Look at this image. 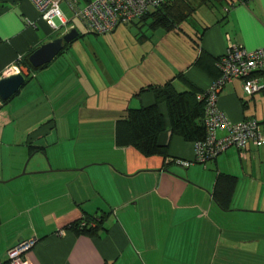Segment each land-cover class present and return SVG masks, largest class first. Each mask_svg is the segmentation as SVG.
<instances>
[{
	"label": "crops",
	"instance_id": "0c3cea01",
	"mask_svg": "<svg viewBox=\"0 0 264 264\" xmlns=\"http://www.w3.org/2000/svg\"><path fill=\"white\" fill-rule=\"evenodd\" d=\"M185 1L195 10L185 20L201 18L196 40L188 37L192 46L176 60L171 46L150 45L146 55L166 51L150 62L158 63V73L135 57L111 70L95 53L90 59L80 46V19L66 2L65 25L53 30L28 0H0V79L14 67L26 74L9 102L0 99V264L9 249L32 238L31 264H202L217 254L219 241L227 256L234 245L250 246L257 232L264 238V145L244 152L231 147L205 165L192 163L194 144L171 133L164 104L165 130L157 141L167 149L165 158L142 156L121 128L128 110L154 104L149 87L171 81L176 92L188 91L180 74L203 92L229 44L264 48V0L211 8ZM87 2L77 0L78 7ZM151 21L128 25L150 27ZM71 29L82 37L45 67L34 71L25 64ZM142 40L141 48L149 39ZM218 107L232 123H264V91L247 96L241 80L222 89ZM101 216L96 235L69 229Z\"/></svg>",
	"mask_w": 264,
	"mask_h": 264
},
{
	"label": "built area",
	"instance_id": "2783aa9c",
	"mask_svg": "<svg viewBox=\"0 0 264 264\" xmlns=\"http://www.w3.org/2000/svg\"><path fill=\"white\" fill-rule=\"evenodd\" d=\"M28 1L35 7L41 20L53 30L65 25L60 4L66 2L90 34L106 35L118 26L128 25L173 0H88L82 8L78 7L77 0ZM216 68L218 76L205 91L197 94V100L204 104L205 137L194 143L195 158L192 163L205 165L231 147L244 152L250 145L256 148L264 145V123L255 120L232 123L218 107L219 94L233 80L242 81V89L247 96L264 91V48L248 51L242 45L229 44L225 54L217 60ZM13 70L19 72L16 67ZM221 131H225L226 135L219 138ZM184 165L188 166L189 163ZM80 227L84 228L86 224L81 223ZM35 242L32 238L9 249L6 253L7 264H31L28 253Z\"/></svg>",
	"mask_w": 264,
	"mask_h": 264
},
{
	"label": "trees",
	"instance_id": "16d2710c",
	"mask_svg": "<svg viewBox=\"0 0 264 264\" xmlns=\"http://www.w3.org/2000/svg\"><path fill=\"white\" fill-rule=\"evenodd\" d=\"M196 1L199 5L209 8L225 5L231 6L233 3L232 0ZM194 11V8L185 0H173L172 2L161 5L154 12L142 16L141 19L146 20L152 18L150 24L151 29L163 28L166 31H170L174 22L185 20ZM72 42L65 44L63 50ZM25 64L34 71L45 67L44 65L39 68H33L28 57L25 58ZM199 64L203 70L209 71L207 67H204L203 63ZM177 79L187 86L188 91L182 93L176 92L171 81H168L161 87H149L154 95V104L140 109L128 110L126 118L121 121V128L128 133V145L144 157L160 156L165 158L167 155V149L159 146L157 141L158 135L165 130V121L159 111V105L161 104H164L167 108L170 130L173 135L181 137L185 142L193 144L202 141L205 137V128L203 125L204 104L197 100V94L200 91L180 74L177 76ZM11 98L3 102L7 103ZM93 222H95V225L91 226ZM103 222V216L98 220L86 219L84 222L78 221L71 224L69 229L76 234L96 235L103 229ZM81 223L86 224V227H80ZM1 264H7V261Z\"/></svg>",
	"mask_w": 264,
	"mask_h": 264
},
{
	"label": "rangeland",
	"instance_id": "374dc122",
	"mask_svg": "<svg viewBox=\"0 0 264 264\" xmlns=\"http://www.w3.org/2000/svg\"><path fill=\"white\" fill-rule=\"evenodd\" d=\"M189 1V0H188ZM60 10L65 12L66 5L61 4ZM153 11H151L152 13ZM200 17L194 15L188 20H182L180 22H174L173 27L170 31L160 28L156 31H152L148 25L134 22L131 25H120L111 34L106 35H94L90 34L86 29L85 25L79 20L76 28L80 34L84 35L82 39V45L85 50H88L89 58L92 59L93 54L104 61L109 66L107 69L111 70L112 67H116L119 63L129 57H135L136 60L146 61L149 64L148 68L150 71L159 73L158 63L151 64V61H155L157 58L163 59V52L166 53L165 49H155L154 55H146V52L150 45L153 43H162L164 46L170 47V58L176 60V55L184 53V48L192 46L191 40L194 38V32L199 27ZM115 34V35H114ZM142 36L148 37V42L142 48L139 44H142ZM190 37V39L188 38ZM161 41V42H159ZM190 49V48H189ZM161 50H164L163 52ZM134 59V58H133ZM147 69V70H149ZM246 225V224H245ZM244 227V226H243ZM242 228L239 227V229ZM246 228V227H245ZM239 233L238 229L235 231ZM241 234V233H240ZM250 246L238 248V245L229 251L231 254L224 256L222 253L224 249V243L219 241L217 245V254L210 256L208 259H204L202 264H264V238H260L259 232L256 233V237L250 240ZM244 252V254H243Z\"/></svg>",
	"mask_w": 264,
	"mask_h": 264
},
{
	"label": "water",
	"instance_id": "95a60500",
	"mask_svg": "<svg viewBox=\"0 0 264 264\" xmlns=\"http://www.w3.org/2000/svg\"><path fill=\"white\" fill-rule=\"evenodd\" d=\"M78 37V32L71 29L62 37L42 45L29 56V62L33 68H39L52 61L62 50L65 44H69ZM26 79L22 74H15L0 79V99L5 101L14 96L25 83ZM25 174V169L22 175Z\"/></svg>",
	"mask_w": 264,
	"mask_h": 264
},
{
	"label": "bare ground",
	"instance_id": "6f19581e",
	"mask_svg": "<svg viewBox=\"0 0 264 264\" xmlns=\"http://www.w3.org/2000/svg\"><path fill=\"white\" fill-rule=\"evenodd\" d=\"M114 31H115V30H114ZM114 31H113V32H114ZM7 71H8V70H7ZM12 72H13V73H12L11 75L22 74L20 71H19L18 73H16L14 70H12ZM11 75H10V76H11ZM22 75L25 77L26 74H25V75L22 74ZM5 76L8 77V75H6V74H5ZM3 78H4V77H3ZM183 165H184V164H183ZM184 166H185V165H184ZM186 167H187V166H186ZM35 241H36V240H35ZM20 243H21V242H20ZM20 243H19V244H20ZM35 243H36V242H35ZM17 245H18V244H17ZM17 245H16V246H17Z\"/></svg>",
	"mask_w": 264,
	"mask_h": 264
}]
</instances>
